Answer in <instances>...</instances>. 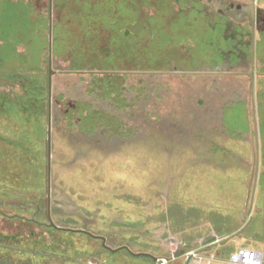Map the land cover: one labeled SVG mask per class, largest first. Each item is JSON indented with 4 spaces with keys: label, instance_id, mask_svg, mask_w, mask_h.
I'll return each mask as SVG.
<instances>
[{
    "label": "rangeland",
    "instance_id": "rangeland-1",
    "mask_svg": "<svg viewBox=\"0 0 264 264\" xmlns=\"http://www.w3.org/2000/svg\"><path fill=\"white\" fill-rule=\"evenodd\" d=\"M28 1L32 2L37 13L25 2L9 8L5 4L6 9H0V82L10 85L13 77L12 83L19 87L11 89V93L20 97L25 78L37 79L32 70L36 74L42 71L44 82L48 81L52 56V69L56 72L52 89L49 83L48 89L45 85L42 92L44 99L49 97L48 150L53 152L51 183L49 180L46 183V189L50 188V191H47L46 199L49 196L52 222L76 232L57 229L48 219L39 220L45 224L43 226L31 220L0 219V245L8 246H0V264H153L150 259L133 258L128 251L147 252L171 260L169 264H184L187 252L201 251L200 248L213 237H233L225 246H218L225 256L241 246L250 248L264 243V239L254 238L252 227L249 228L254 213H264V0H256L261 23L257 24L255 34L253 96L249 76L252 73V28L246 15L244 21L238 23L242 16L240 12L251 3L250 0H188L195 9L204 10L209 17L227 19L229 28L225 32L221 28L217 31L219 38L208 41L202 36L201 21L196 22L198 16L186 15L173 21L172 16L168 20L160 12L157 25L154 20L147 22V17L155 14L156 0H119L125 1L123 9L130 5L134 9V17L128 21V30L125 31L126 38L120 40L121 46L116 51L119 57L128 56H124L127 66H131V61L133 65L134 60L138 61L129 53L132 44L147 40L148 60L163 55L167 46L172 47L174 55L176 50L184 54L189 50L191 57L188 60L181 56L175 62L168 59L172 65L169 68L180 66L182 70L191 72L197 69L198 72L192 73V77L184 74L183 77L179 74L151 77L149 83L134 78L132 72L124 85L115 87L117 91L104 88L101 92L90 85L87 74L67 72L68 63L57 62L53 56L59 48L73 58L84 55L87 50L84 40L90 41L91 34L73 33V22L66 20L67 26H60L64 30L58 36V26L54 23L60 17L55 11L56 0ZM79 1L91 7L95 5V9H101L104 14L97 25L96 22L91 23L92 27L82 25L81 30L98 29L99 35L101 23L104 33H100L105 34L106 0H63L64 8L72 14L83 12L84 9H77L81 5ZM176 9L173 7L175 12ZM231 9L235 14L229 12ZM146 22L149 25L144 30ZM235 32L238 35L236 41ZM170 33L180 40L192 36L197 42L190 38L176 45L171 42ZM221 40L227 44L234 42L236 48L245 45L248 55L251 54L249 58L236 53L234 57L240 63L236 67L226 65L233 73L243 72L244 76L242 79L230 78V84L223 79L230 93L222 100L218 94H224L226 86L219 84L216 76L208 78L206 73L212 70L200 67L202 59L199 60L205 51V41L210 42L209 47L215 50L213 46ZM233 47L227 54H232ZM105 54L106 61L115 56ZM213 58L217 60L215 56ZM218 71L225 72L223 69ZM35 87L39 88L41 84L35 81L27 85L29 89ZM144 89L148 100H143L140 105L146 106L147 113L146 116L143 111L138 114L139 123L135 120L134 102L136 94ZM235 91L240 94V100L232 96ZM112 92H117L113 103L106 99ZM229 99L224 105L231 107L227 110L229 114L225 111L224 119L229 122V128L237 126L234 129L237 134L227 132L223 115L217 112L218 105ZM253 100L257 139L252 116ZM243 102L248 109L249 125L247 115L242 114L245 112ZM75 103L77 110L74 113H80L73 115L74 123L66 114L75 109L72 106ZM236 103L240 104V112L236 110ZM88 110L104 112L105 115L101 116L104 121L98 124L100 128L91 131L80 128L91 115ZM106 115L119 121L116 132H105H110ZM18 181L20 179L16 176L12 177L11 191H15L12 185ZM28 182H34L33 188L39 189L42 179L36 176L29 178ZM15 202L11 198L9 205ZM6 211L17 213L14 207ZM254 216V220L259 219L258 215ZM86 225L91 234L111 239L107 245L112 249L127 246L128 251H106L102 241L79 231L86 230ZM173 255L180 256V259L172 262Z\"/></svg>",
    "mask_w": 264,
    "mask_h": 264
},
{
    "label": "trees",
    "instance_id": "trees-1",
    "mask_svg": "<svg viewBox=\"0 0 264 264\" xmlns=\"http://www.w3.org/2000/svg\"><path fill=\"white\" fill-rule=\"evenodd\" d=\"M150 2V0H147ZM152 2L154 0H151ZM183 0H156L155 1V11L153 13H155L152 17H147L148 20L147 22L150 23V21L154 20V22L158 25V21L160 20V18H158L157 16L160 15V12L163 13L162 16L165 15V17H167V19L172 16L173 21H177L179 19H181L182 17H185L186 15L188 16H198L196 17V22L201 21V25L203 27V31L204 33H202V36L204 37V39L207 38L206 41L211 40V39H217L218 37V33L217 31L220 30L221 28H223L224 32L226 31L227 28H229V25L227 23V19L225 17H213V16H208L204 10L201 11L198 8H194L192 6V4L190 2H188V0H185V2H182ZM81 3V5L78 6L77 9H84L83 12H80L77 14V12H74L73 14L70 13V10H67L66 8H64L63 5V0H56V8L55 11L56 13L60 16L58 20H54V23L58 26L57 29V34L58 36L60 35V32L64 29V27H66V20H69V23H76L75 24H71L72 29H73V33H76L78 35L83 34L85 35H89L91 34V40L90 41H86L84 40V42L86 43L87 46V50L85 51L84 55L79 56V54L77 55V58H73L72 55L70 56L67 51H64L63 49L59 48V50L57 51L56 55H53L54 58L56 59V61L58 62L59 60L63 61V62H67L68 66H67V72H75L78 73L80 75H84L87 74V77L90 80V85L94 86V89L97 91H102V90H109V91H114L116 90L115 87H117V85H124V82L127 80L128 77H130V73L134 72V78H141V79H145L143 80V82H148L149 83V79L151 77H156V78H160L164 75L169 76V75H173V74H179L181 75V77H183L182 75H186L189 77V75H194L192 73L196 72L195 70L189 72L188 70H182V68L180 66H176L173 69H170L172 66L169 61H167L168 59L171 60V62H175V60L177 58H179L181 56L182 59H189L190 53L191 51L188 50L187 53H181L182 51L180 50H176L177 54L174 55V51H171V46H167V49H165V51L163 52V55H159L155 58H153L152 60H148V48H147V40H143V42L139 41V43L137 45H133L132 44V48L129 51L130 55H134L138 61L134 60V65L130 63L131 66H127V61L126 59L124 60V56L128 57L127 55H123L120 56L116 54L117 49H119L118 47L121 46L120 44V40L125 39L126 36H124L126 33V29L128 28L129 25V20H131L132 16L134 17V9H131V5L129 7H127V9H123L125 8V1L120 2L119 0H106L108 9L106 8L107 11H105V15H106V20H105V27L104 29L106 30L104 37H102L103 35L100 33H104L103 28H101V26H103L100 23V29L101 31L98 34V29L96 30H91L92 28H90V31L88 30H81V26L83 25L84 27H87L88 25L90 27H92L91 23H95L96 25L98 22H100L102 20L103 17V11L101 9L97 10L95 9V5L94 6H89L87 4H83V2L79 1ZM133 2V1H132ZM119 4V6H118ZM87 5V6H85ZM112 6V7H111ZM175 6L177 7L176 12L173 10V7L175 9ZM77 7V6H76ZM75 7V8H76ZM89 10H93V11H89ZM173 11V12H172ZM188 12V14H187ZM77 14V15H76ZM107 15L109 17H107ZM129 17V19H127ZM200 17H203L205 20L202 21ZM198 18H200V20H198ZM169 20V19H168ZM64 24H59V23H63ZM145 23L143 25V29L145 30L148 27V23ZM162 22H165L164 19L162 18ZM58 23V24H57ZM183 23V22H182ZM78 24V25H77ZM63 25V26H62ZM190 25V23H189ZM60 26L62 28H60ZM250 26V25H249ZM97 28V26H96ZM83 29V27H82ZM128 30V29H127ZM163 29H160L159 31H162ZM151 31H153L151 29ZM167 33V32H165ZM101 34V35H100ZM122 35V36H121ZM133 35V33H132ZM171 42L174 44L176 43V45H180L183 41L186 40H194L192 38V36H188L186 38H183L182 40L180 39H176L175 34L170 33L169 34ZM237 34L235 32L234 34V41L237 40ZM135 38V37H133ZM129 39V37H128ZM225 40H228V38H223ZM125 41V40H124ZM205 41V51L203 53L202 58V63L200 65V67H207L209 70L211 69L212 71H209V73L207 72V76L208 78L210 77H218V79L220 80L219 84L225 85L223 84L224 80H227V84H230L232 77H235L237 79H242L244 76L243 72L240 73H233L232 71L229 70V68H226V65L230 64L232 67H236L238 65V63H240V60L236 59L234 56L236 53H242L247 57H251V54L248 55V51L247 48L245 47V45H243L242 47H233L234 42L232 43L230 41L231 44H227L225 41H220V43H218L217 45H214L213 47L214 49H211L212 47H209V45L211 44L210 42H206ZM229 41V40H228ZM194 43H196L197 41L194 40ZM213 42V41H212ZM91 43V45H87ZM131 43V42H130ZM142 43V44H141ZM144 43V44H143ZM230 46V47H229ZM235 49H232V54H227V51L231 50L232 47ZM250 50V49H249ZM63 51V52H61ZM252 51V48L251 50ZM247 52V53H246ZM114 54L115 56H112V59L110 61H106V54ZM105 54V55H104ZM129 55V56H130ZM216 57L217 60H214L213 57ZM144 59V61H143ZM164 61H162V60ZM161 60V61H160ZM212 60V61H211ZM124 61V62H123ZM154 61H156V63H154ZM122 62L124 65H122ZM151 63V64H149ZM154 63V64H153ZM162 63H166L165 65H163V67H160L159 65ZM153 64V65H152ZM119 65V67H118ZM122 65V66H120ZM177 65H179V63H177ZM170 67V68H169ZM123 69H128V71H123ZM219 69H223L225 72H221L218 71ZM226 69V70H225ZM169 70V71H168ZM228 70V71H227ZM215 71V72H214ZM198 72V71H197ZM85 73V74H84ZM154 73V74H152ZM175 76V75H174ZM192 77V76H191ZM105 78V80H103ZM223 80V81H222ZM35 81H37V83H40V79H31L29 80V78H25V81H23L22 87H23V93L22 95L19 97L16 96V98H20V99H29L28 101H32V100H36L34 101L36 104H38V106L36 107V110H38V112H42L43 115H46L49 117V97L48 99H44V94L42 93L43 90L46 88L48 89V85L49 82L47 81L45 84H41V87H35V88H27V85H29L30 83H34ZM24 85V86H23ZM47 86L44 88V86ZM226 86V85H225ZM224 86V88H225ZM26 87V89H25ZM105 88V89H104ZM230 88L228 86H226L225 89H223L224 94H218V98L222 99H226V96H228ZM117 91V90H116ZM38 92H39V96H38ZM147 91L146 89L139 91V94L137 93L135 97V101L134 102V113L137 114V118L135 119L136 121H138L140 123V118L139 115L142 113L144 116H146L147 113V109L146 106H141V103H144V101L148 100V98L145 96ZM222 92V93H223ZM117 92H112L110 93V95H107L106 99H109L111 103L114 102V95ZM42 96V97H41ZM233 97H235V99H239L240 100V94L236 93V91L234 92V95H232ZM144 100V101H143ZM229 100H225V102L222 103V105H218L217 107V112L223 115V124L227 130V132L229 133H233L235 132L236 134L238 133L236 129L237 126H234V129H231V127L229 128V122H227V120L224 119V117H226L225 111L226 113L228 112L229 114V107H231L230 105L227 107L226 105H224L225 103H228ZM241 101H239L240 103ZM28 106L27 108L30 109V103H27ZM237 104V105H236ZM234 105L237 106L236 110H239L240 112V104L238 105V103H236ZM243 104H245L243 102ZM241 104V105H243ZM72 106H75V109L73 110H69L68 113L66 114V117H68L69 121H73L75 123V115H78V113H80L79 111L77 113H74V110H77V104L75 103L74 105L72 104ZM228 108V109H227ZM243 108L245 110L244 113L242 114H246L247 117V125H249L251 122L249 121V117H248V109L246 108V104L243 105ZM73 112V113H72ZM84 113V111H82ZM81 112V113H82ZM89 114H91L88 119L85 120L84 125H82V127H80L82 130H88L91 131V129H97L100 128V126L98 124H101L104 119L101 116H104V112H96L94 111L92 113V111L88 110ZM91 112V113H90ZM247 112V113H246ZM110 114V113H109ZM139 114V115H138ZM74 115V116H73ZM111 115V114H110ZM93 116V119L91 120V117ZM107 117V115H106ZM113 117V116H112ZM245 119V120H246ZM107 128H110V132L105 131L107 133H113V130L116 132V127L118 125V120L116 118H109L107 117ZM94 123V124H93ZM77 125H74V127ZM80 129V130H81ZM242 134V131H240ZM244 133V132H243ZM236 136V135H234Z\"/></svg>",
    "mask_w": 264,
    "mask_h": 264
},
{
    "label": "crops",
    "instance_id": "crops-1",
    "mask_svg": "<svg viewBox=\"0 0 264 264\" xmlns=\"http://www.w3.org/2000/svg\"><path fill=\"white\" fill-rule=\"evenodd\" d=\"M21 2L31 5V8L34 11L36 10L32 2L28 0H0V9H6L5 4L9 8L13 4ZM41 67L43 70L44 67ZM32 72L36 78L40 79L41 84L46 83L42 71L37 72L38 74H36V71L32 70ZM10 79L13 82V77ZM7 81H9V78H7ZM12 82H9L10 85L7 82H0V219L31 220L43 226L45 224L39 220H50L51 217L49 196L46 199V193L50 191V188L49 190L46 189V183L48 180L49 184L51 183L52 168L50 161L53 153L52 149L51 152L48 150V116L36 110L38 106L34 102L36 100L28 101L29 99L16 98V95L11 93V89L18 88L19 85ZM20 89L23 90V87L21 86ZM27 103H30V109L27 108ZM15 176L16 179H20V182L18 181L12 185L17 193L11 191V179ZM36 176L42 179L39 189H36L38 187L33 188L35 186L34 182H28L29 178ZM11 198L17 202L10 206L9 201ZM9 207H14L17 213H6ZM254 215H258L259 219L254 220ZM254 215L251 222L253 226L250 225L249 228L252 227L251 231L255 234L254 238L264 239V213H254ZM253 220L257 221L255 225ZM226 238L227 236L218 239L224 240ZM206 243L200 248L201 252L216 257L221 263L229 259L231 254L225 256L221 252L222 248L218 247L225 245H208ZM214 247H218L217 250H214ZM251 247V249L258 250L264 256L263 242L261 245Z\"/></svg>",
    "mask_w": 264,
    "mask_h": 264
},
{
    "label": "water",
    "instance_id": "water-1",
    "mask_svg": "<svg viewBox=\"0 0 264 264\" xmlns=\"http://www.w3.org/2000/svg\"><path fill=\"white\" fill-rule=\"evenodd\" d=\"M250 2L251 3L249 5L245 6L244 12L248 16V20L250 21L251 28H252V73L249 76H250V79H251V82H250L251 83V86H250V88H251L250 89V94L253 96L254 95V84H255L254 66H255V34H256V25H257V20H256L257 7H256V0H250ZM51 9H52V5H51ZM50 13H51V16H52V10L50 11ZM51 19H52V17H51ZM50 24H52V22H50ZM50 39H52L51 36H50ZM50 53L52 55V47H50ZM49 72H50V74H49L50 75L49 76V78H50L49 83H50V88L52 89V87H51L52 86L51 85V81H52L53 75L55 74V71L52 69V56L50 57V70H49ZM50 100H52V93L50 94ZM50 116H51V114H50ZM252 116L254 118V126H255V130L254 131H255V135H256V139H257L258 138V135H257L258 131H257V119H256V109H255L254 100L252 101ZM50 137H51V120L49 122V139H50ZM257 145H258V142H257ZM50 221H51V225L53 227L57 228V229H61V230H65V231H74V232H76V230H71V229L63 228L61 226H56L52 222V219L51 218H50ZM81 232H86V231L85 230H81ZM87 234H90V233H87ZM96 238H102V237H96ZM232 238L233 237H229V238H226L224 240H219L218 241V238L217 237H213L206 244H220V245H225ZM0 246H2V247H8L6 245H0ZM9 248H13V247H9ZM153 259L158 264H166V263H164V260H162V259H158V258H154V257H153Z\"/></svg>",
    "mask_w": 264,
    "mask_h": 264
},
{
    "label": "built area",
    "instance_id": "built-area-1",
    "mask_svg": "<svg viewBox=\"0 0 264 264\" xmlns=\"http://www.w3.org/2000/svg\"><path fill=\"white\" fill-rule=\"evenodd\" d=\"M184 258L185 264H264V256L261 252L245 246H241L237 250H234L229 259L225 260L223 263L219 262L214 256L204 254L199 249L187 252ZM176 259L177 257L175 256L172 261ZM163 260L164 263L169 264V260Z\"/></svg>",
    "mask_w": 264,
    "mask_h": 264
},
{
    "label": "flooded vegetation",
    "instance_id": "flooded-vegetation-1",
    "mask_svg": "<svg viewBox=\"0 0 264 264\" xmlns=\"http://www.w3.org/2000/svg\"><path fill=\"white\" fill-rule=\"evenodd\" d=\"M247 6V5H246ZM245 8V7H244ZM244 8H243V10L240 12V14L242 15L239 19H238V23L239 24H241L244 20L243 19H245L246 17H243L244 15H246L245 14V12H244ZM258 10V9H257ZM229 12L230 13H232V15L233 14H235L234 13V11L231 9V10H229ZM247 16V15H246ZM248 17V16H247ZM248 19V18H247ZM256 20H257V24L259 23H261L259 20H260V18H259V20H258V15H257V12H256ZM250 22V21H249ZM250 25V24H249ZM256 28H257V25H256ZM85 231L86 232H82L83 234H86V235H89V236H91V237H100V236H95V235H93V234H91L90 232H88V230H87V225L85 226ZM78 231V230H77ZM79 231H81V230H79ZM87 233H90V234H87ZM93 235V236H92ZM97 240H100V241H102V246H103V248L106 250V251H112V252H117V251H124V250H127L128 251V249H129V247H127V246H123V247H119L118 249H112L109 245H107L108 244V242L110 243L111 242V239L110 240H108L107 238H105V237H102V238H96ZM108 241V242H107ZM128 248V249H127ZM128 253H129V255L130 256H132L133 258H136V259H139V258H145V259H150L152 262H153V264H158V263H156L155 261H154V259H153V257L154 258H158V259H162L163 260V258L162 257H157V256H154L153 254H150V253H147V252H141V253H132V252H130V251H128ZM174 254V253H173ZM152 256V257H151ZM175 257V255H173V258ZM177 257V259L175 260V261H177L178 259H180V258H178V257H180V256H176ZM172 262H174V261H172ZM169 263H171V260H169ZM185 264V263H184Z\"/></svg>",
    "mask_w": 264,
    "mask_h": 264
}]
</instances>
